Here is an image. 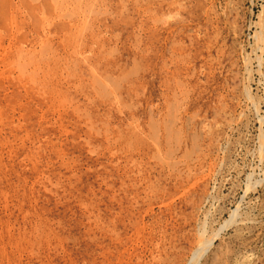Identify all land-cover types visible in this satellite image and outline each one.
Instances as JSON below:
<instances>
[{"label": "rangeland", "instance_id": "obj_1", "mask_svg": "<svg viewBox=\"0 0 264 264\" xmlns=\"http://www.w3.org/2000/svg\"><path fill=\"white\" fill-rule=\"evenodd\" d=\"M0 264H264V0H0Z\"/></svg>", "mask_w": 264, "mask_h": 264}, {"label": "bare ground", "instance_id": "obj_2", "mask_svg": "<svg viewBox=\"0 0 264 264\" xmlns=\"http://www.w3.org/2000/svg\"><path fill=\"white\" fill-rule=\"evenodd\" d=\"M41 1V0H40ZM52 1V0H51ZM56 1V0H55ZM63 1V0H62ZM65 2V1H64ZM66 3V5L68 4L67 2H65ZM78 3V2H77ZM79 4V3H78ZM42 8V7H41ZM54 9V8H53ZM70 9V8H69ZM78 9V8H77ZM87 12V11H86ZM67 13V12H66ZM61 14V13H60ZM64 14V13H63ZM68 14V13H67ZM67 14H66V16H67ZM89 14V13H88ZM59 16V15H58ZM63 17H65V16H63ZM68 17V16H67ZM57 19V18H56ZM62 19V18H61ZM85 21H86V19H85ZM82 23V22H81ZM46 24H48V23H46ZM83 29H85V28H83ZM77 36H78V34H77ZM44 42V41H43ZM50 43V42H49ZM47 47V46H46ZM88 50V49H87ZM97 65V64H96ZM254 107H256V106H254ZM257 109V108H256ZM261 145V144H260ZM261 150V149H260Z\"/></svg>", "mask_w": 264, "mask_h": 264}, {"label": "water", "instance_id": "obj_3", "mask_svg": "<svg viewBox=\"0 0 264 264\" xmlns=\"http://www.w3.org/2000/svg\"><path fill=\"white\" fill-rule=\"evenodd\" d=\"M193 258H194V256H193Z\"/></svg>", "mask_w": 264, "mask_h": 264}]
</instances>
